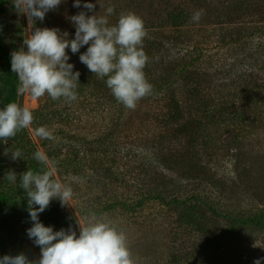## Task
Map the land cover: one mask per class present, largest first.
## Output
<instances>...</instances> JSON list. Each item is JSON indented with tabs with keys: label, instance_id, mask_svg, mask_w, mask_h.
I'll use <instances>...</instances> for the list:
<instances>
[{
	"label": "rangeland",
	"instance_id": "374dc122",
	"mask_svg": "<svg viewBox=\"0 0 264 264\" xmlns=\"http://www.w3.org/2000/svg\"><path fill=\"white\" fill-rule=\"evenodd\" d=\"M85 2L95 5L92 12L73 7L74 0H62L55 10L45 14L43 21L36 20L33 28H58L61 33H68V39H73L75 26L70 18L80 11L100 16L112 7L114 11L108 17L110 25L117 22L121 13L134 12L143 19L148 32L144 39L145 52L148 51L145 40L155 37L160 40L177 30L178 48L188 49L194 57L195 69L201 72L197 79L204 86L203 98L188 97L181 83H174L173 98L186 116L203 100H208L213 107L224 104V100L231 104V111H225L221 118L201 119L208 125L201 130V142L205 143L207 135L212 142L208 147L198 142L189 151H193L192 162L202 168L201 175L190 186L188 182L178 183L176 190L182 192L181 196L173 194L186 198L188 193H193L188 189L194 187L197 198L218 204L221 213L232 217L248 210H264V101L259 93L264 82V0H81V5ZM13 5L14 0H0V109L15 102L31 110L34 119L29 128L20 130L7 143L0 141V213H12L15 220L14 235L0 249V258L23 253L38 264L40 249L26 231L32 221L20 175L27 170H47L53 178L70 186L73 195L67 205L53 199L39 213L38 219L45 226H51L53 231L62 228L67 231L71 227L78 236L79 224L85 225L95 216L125 232L136 264H188L189 252L196 253L190 246L200 235L193 234L189 231L193 230L191 227L178 220L174 208H164L150 199L157 195L155 187L164 188L165 182H168L166 192L172 190L169 180L173 183V178L184 172L175 160H168L167 167L159 165L155 155L157 149L179 152L185 141L164 130L160 112L168 90L166 87L160 90L155 85V82L161 83L158 75L162 73L145 75L156 89L145 97L150 101H139L134 110L117 101L113 103L111 100L115 98L110 89L97 77L85 81L83 77L78 81V99L71 103L64 102L63 98L52 100L47 94L43 96L45 101L42 97L34 100L28 93L19 94V81L11 71L10 54L21 47L27 50L23 40L30 37L32 25L27 15ZM198 10H203V14L198 22H193L191 17ZM225 25L224 31H218ZM86 49L87 46L77 55L66 49L69 57L72 56L73 60L69 59L68 63L73 64L74 72L80 71L83 63L79 55ZM177 51L157 55L151 63L160 64L165 58L167 64L172 59L170 55ZM169 78L168 82L174 79L173 75ZM83 81L88 84L84 86ZM97 98H102L104 104L96 106ZM213 120L216 121L212 127ZM40 126H46L55 139L36 136L34 129ZM67 134L79 138L64 139ZM92 142L95 144H89ZM73 148L79 149L82 161L75 167L71 163L64 170L63 164L73 162L68 159ZM17 149L21 157L13 161L11 154ZM36 151L46 154L47 164L33 159ZM10 170L16 173V182L6 179ZM158 171L171 178L157 179L154 176ZM204 173L206 179L201 177ZM212 181L213 186L209 183ZM127 195L130 199L146 198L143 207L135 213L123 210L118 201ZM214 224L215 234L224 232L228 236L218 243L223 255L202 253L190 264H253L264 258L263 233H253L251 238L245 229L230 233L231 223L220 217Z\"/></svg>",
	"mask_w": 264,
	"mask_h": 264
},
{
	"label": "clouds",
	"instance_id": "9594fccd",
	"mask_svg": "<svg viewBox=\"0 0 264 264\" xmlns=\"http://www.w3.org/2000/svg\"><path fill=\"white\" fill-rule=\"evenodd\" d=\"M61 3L62 0H14L13 6L26 14L32 25L30 37L23 40L27 50L21 47L10 54L11 71L19 81L18 93H28L34 100L45 94L52 100L63 98L66 103L77 100L80 73L74 72L73 64L68 63L66 49L75 54L87 45L86 51L79 55L80 62L97 77L106 78V86L118 103L134 110L141 99L153 92L144 72L149 57L144 51L148 32L143 19L134 12H126L110 25L108 17L114 9L108 7L105 15H86L84 11L73 15L70 18L75 26L73 39H68V33H61L58 28H33L36 20L43 21L45 14ZM73 7L92 12L95 5L87 2L81 5V0H74ZM202 14L203 10L194 12L192 21L198 22ZM33 119L27 107L9 102L0 109V141L7 143L20 130L29 128ZM34 133L41 139H55L46 126L35 128ZM20 157L19 149L11 154L13 161ZM33 159L40 164L48 162L41 151H36ZM6 179L16 182V173L10 170ZM20 185L26 193L32 221L27 235L40 249L38 264H136L125 232L111 222L93 216L87 224H79L77 236L71 227L67 231L63 228L53 231L51 226L39 221V213L45 211L51 200L58 199L61 205H67L73 195L72 188L53 178L51 171L27 170L20 175ZM261 259L253 264H261ZM0 264L34 262L21 253L3 256Z\"/></svg>",
	"mask_w": 264,
	"mask_h": 264
},
{
	"label": "trees",
	"instance_id": "16d2710c",
	"mask_svg": "<svg viewBox=\"0 0 264 264\" xmlns=\"http://www.w3.org/2000/svg\"><path fill=\"white\" fill-rule=\"evenodd\" d=\"M227 25L221 27L218 31H224L226 29ZM178 34L177 30H174L173 33L171 34H166L164 37H162L160 40L155 37L152 40H145L147 42L146 46L148 51L145 52L146 55L149 57V61L144 68L145 75L148 77L152 74L154 75L155 73H162L159 76V79L161 83L155 82V85H157V88H164L166 87L168 92H166L165 99L163 102L160 118L162 123L165 126L164 130H170L171 135L173 137H176L177 135L179 138L185 140L184 145L182 146L181 150L179 152L177 151H168L164 152V150H158L159 155L157 154L156 151V157L158 159L159 165L161 166H166L168 160H175V162H178L180 165L181 169H183L182 175H178L175 178H173V183L172 179L170 177L164 176L163 171H158V174L155 175L154 177L158 178H163L169 180V183L172 184V190L166 192V185L165 184L164 188H159L158 186L155 187V192H157V195H154L150 199H155L162 205V207L166 208H174L175 213L179 216L178 220H181L180 222L183 224H186L188 228H192L193 231L196 232L197 234L200 235V238L197 239L196 243L191 244L194 245V247L190 246V249L193 250L195 249L196 253L194 255L191 254V251L189 252L187 260L188 264H190V261L193 259L195 260V256L200 257L201 254L203 253L204 255L206 253H212L215 252L218 255L222 253L223 255V249H220V246L218 243H222L226 237V233L222 235L215 234L213 231L215 229V224L216 220L218 217L230 222V226L228 228V231L232 233L233 231H237L239 229H245L249 231V237L253 235V233H258L262 234L264 236V210L261 209H253V210H248L242 212L241 215L232 217L230 215H226V212L221 213L218 208V204L216 205L213 202H208L207 200H203L202 198H197L198 195H195V189L194 187H190L188 190H191L193 193H188L187 199L182 198L179 196L174 195L173 193L180 195L182 192L176 190L177 184L180 182L186 183L188 182V185L190 186V182L196 181L200 177V172H202V168L200 165H196V163L192 162L194 160L190 155L193 154V151L189 152L193 147H196L197 143L199 142L202 146L208 147L212 142V138L207 135L205 143L201 142L202 134L201 130L205 126H208L203 122L201 119H204V117H207L209 119H218L222 117V114L224 115V112L227 110H230L231 104H228L227 100H224V104L219 105V107H213L209 105L208 100H203L200 103H198V106L196 104L195 108L186 116V113L182 111V109L179 107L178 101H176L173 98V95L175 93L174 89V83L177 81V83H181V85L184 87L183 91L186 93L188 97H192L197 99L203 98L202 95H204L203 89L204 86L199 83L197 77L201 73L200 71L197 72V69H195L196 63L194 62V57L190 54L191 52L188 51V49L184 47L178 48L177 42H178ZM82 46L80 50L73 54L77 55L80 52L83 51V49L86 47ZM178 50L177 54L170 55L172 59L170 58L167 60V64L165 61V58L160 61V64L156 63L153 65V62L151 63V60L157 55L161 56L163 53L165 54L166 51L170 52L171 50ZM70 60L72 59V56H70ZM159 70V71H158ZM80 75L78 78V81H81L83 77H85V80H89L88 78L90 77H97L95 74L89 71V69L86 67V65H82L80 67L79 71ZM173 75L174 79L172 81L169 77ZM97 80H100L102 83L105 84V80L97 77ZM163 79V80H162ZM83 81V82H84ZM250 82L255 83L253 80ZM88 83H83V85H87ZM260 84V83H259ZM81 85V84H80ZM106 86V85H104ZM78 87V86H77ZM79 88V87H78ZM76 89L78 91L79 89ZM154 88V87H153ZM156 88H154L155 90ZM161 90V89H160ZM13 91V89H12ZM11 91V92H12ZM260 97L261 100L264 101V82L260 85ZM11 97L13 94L10 95ZM9 96V97H10ZM93 99L94 97L91 96ZM43 101L45 99L42 97L41 98ZM102 98H97L95 105L100 106L103 105L104 102L101 100ZM148 99V98H147ZM151 100V99H150ZM146 98L141 99L140 101L147 103ZM108 101V100H107ZM113 103L116 102V99L111 100ZM110 101V102H111ZM166 101V103H165ZM109 102V101H108ZM231 111V110H230ZM231 116L237 117L236 114L231 113ZM186 117V118H184ZM70 120H67L69 122ZM216 120L211 121L212 127ZM210 122V121H209ZM210 126V125H209ZM174 127V129H173ZM60 135H64L63 133H60ZM69 136L70 140H78V136L75 135H70L67 134V136L64 138L66 139ZM89 144H95V143H89ZM159 147L162 145L160 143H156ZM99 148V147H97ZM212 147L210 146V149ZM193 150V149H192ZM58 153V150H57ZM57 153H54V156H58ZM68 159L73 160V162H68L67 165L63 164V168L68 170V167L73 163L74 167L76 164H80L82 160H80V155H79V149L78 148H73L69 151L68 153ZM72 156V157H71ZM179 159V160H178ZM184 159V160H183ZM77 160V161H75ZM102 169V168H98ZM106 169H104V172ZM107 174V173H106ZM204 179L205 173L202 174ZM150 179L153 181L154 178ZM210 185L213 186L215 184L213 181L209 182ZM184 185V184H183ZM194 189V190H193ZM181 196V195H180ZM144 199L146 198H140L136 197V199H130L127 195L124 199L121 201H118V206H121L123 210L127 212H137L139 209L143 207V202ZM202 200V201H201ZM216 205V206H215ZM12 214V213H11ZM6 215L3 213H0V249L3 248L7 243H9L14 235L15 231V220L13 218V215ZM197 237V236H196ZM246 237V235H245ZM260 239V238H259ZM189 249V250H190ZM188 250V251H189ZM222 251V252H221ZM183 251H180V253ZM178 254L179 258H181V254Z\"/></svg>",
	"mask_w": 264,
	"mask_h": 264
}]
</instances>
